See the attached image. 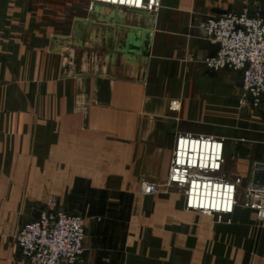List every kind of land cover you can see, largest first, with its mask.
I'll return each mask as SVG.
<instances>
[{"label":"crops","instance_id":"crops-1","mask_svg":"<svg viewBox=\"0 0 264 264\" xmlns=\"http://www.w3.org/2000/svg\"><path fill=\"white\" fill-rule=\"evenodd\" d=\"M89 3L0 0V264H26L16 233L51 196L86 219L77 264H264L254 210L219 221L174 187L141 192L166 182L180 132L224 137L227 177H264V103L242 71L205 67L201 28L246 6L264 16V0Z\"/></svg>","mask_w":264,"mask_h":264},{"label":"built area","instance_id":"built-area-1","mask_svg":"<svg viewBox=\"0 0 264 264\" xmlns=\"http://www.w3.org/2000/svg\"><path fill=\"white\" fill-rule=\"evenodd\" d=\"M103 3L155 14L162 0H90L89 8ZM206 38L219 48L208 56V70H240L242 89L253 107L264 103V16L260 9L244 7L239 12L208 16L201 22ZM172 110L180 108L174 99ZM226 163L225 138L216 135L180 132L170 160L164 184L143 180L141 192L153 194L161 187L176 188L185 197V208L215 216L222 221L231 216L237 205L256 212L264 222V184L262 179L244 186L243 178L224 174ZM257 168H264L258 164ZM264 175V173L262 174ZM86 219L77 213L59 208L51 196L40 209L38 218L23 223L15 236L16 246L26 264H77L84 253Z\"/></svg>","mask_w":264,"mask_h":264},{"label":"water","instance_id":"water-1","mask_svg":"<svg viewBox=\"0 0 264 264\" xmlns=\"http://www.w3.org/2000/svg\"><path fill=\"white\" fill-rule=\"evenodd\" d=\"M209 42H210V40L209 39H207ZM211 43V42H210ZM213 46H214V48H215V52L213 53V54H211L210 56H212V55H215L216 54V52L218 51V48H219V45L218 44H213V43H211ZM262 176L259 174V172H258V170H256V174H255V182H257L258 181V179L260 180V179H262V181H263V184H264V177H262Z\"/></svg>","mask_w":264,"mask_h":264},{"label":"rangeland","instance_id":"rangeland-1","mask_svg":"<svg viewBox=\"0 0 264 264\" xmlns=\"http://www.w3.org/2000/svg\"><path fill=\"white\" fill-rule=\"evenodd\" d=\"M43 207V206H42Z\"/></svg>","mask_w":264,"mask_h":264}]
</instances>
